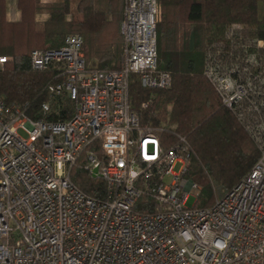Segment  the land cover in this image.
Segmentation results:
<instances>
[{"label": "built area", "instance_id": "1", "mask_svg": "<svg viewBox=\"0 0 264 264\" xmlns=\"http://www.w3.org/2000/svg\"><path fill=\"white\" fill-rule=\"evenodd\" d=\"M156 15V0H125L115 70L86 61L78 33L32 50L31 69L54 76L43 117L0 95V264H264V40L236 37L232 25L231 50L207 49L203 74L259 156L211 205H187L197 185L185 176V137L166 147L129 93L133 76L146 89L171 84L157 69ZM66 102L69 114L51 118ZM79 160L102 196L71 179ZM143 195L150 212L135 209Z\"/></svg>", "mask_w": 264, "mask_h": 264}, {"label": "trees", "instance_id": "2", "mask_svg": "<svg viewBox=\"0 0 264 264\" xmlns=\"http://www.w3.org/2000/svg\"><path fill=\"white\" fill-rule=\"evenodd\" d=\"M124 2L16 0L19 18L9 20L6 0H0V55L10 57L0 68L3 99L19 105L30 117H43L40 107L49 98L47 86L54 76L51 70L31 69L29 56L34 49L60 47L68 33L82 36L86 61L95 58L93 64L102 70L118 69ZM156 6L157 69L170 73L171 84L146 89L133 76L132 108L141 125L152 128L166 147L185 137L189 150L185 176L200 186L195 206L206 207L218 198L212 184L231 188L251 169L259 150L204 76L205 55L212 44L231 50L228 29L232 25L236 37L264 40V0H156ZM43 11L49 18L39 22L35 15ZM68 114L66 102L51 118ZM71 179L87 194L104 193L102 180L84 171L81 160L73 167ZM135 209L152 211V200L143 195Z\"/></svg>", "mask_w": 264, "mask_h": 264}, {"label": "crops", "instance_id": "3", "mask_svg": "<svg viewBox=\"0 0 264 264\" xmlns=\"http://www.w3.org/2000/svg\"><path fill=\"white\" fill-rule=\"evenodd\" d=\"M57 0H40L41 3H47ZM263 7V6H262ZM19 9L16 0H6V15L9 20H17L19 18ZM49 18L46 12H39L35 15V19L39 22L46 21Z\"/></svg>", "mask_w": 264, "mask_h": 264}, {"label": "rangeland", "instance_id": "4", "mask_svg": "<svg viewBox=\"0 0 264 264\" xmlns=\"http://www.w3.org/2000/svg\"><path fill=\"white\" fill-rule=\"evenodd\" d=\"M88 62H90L92 64L93 63L96 64L97 60L95 58H91V59H88ZM19 133H20V135L25 136L24 132L20 131ZM179 168H180V166H179V164H177L175 166L174 170L178 171ZM170 179H171L170 175H167L165 177L166 182L170 181ZM211 189H212V192L214 193L215 198L220 197L225 192V188H223V187L218 188L216 184H212ZM199 191H200V186L197 185V189L194 190V192L197 193V196L199 195ZM195 201H196V197L194 195H191V196H189V198L187 200V205H192L193 203H195Z\"/></svg>", "mask_w": 264, "mask_h": 264}, {"label": "water", "instance_id": "5", "mask_svg": "<svg viewBox=\"0 0 264 264\" xmlns=\"http://www.w3.org/2000/svg\"><path fill=\"white\" fill-rule=\"evenodd\" d=\"M96 169H94V171H95Z\"/></svg>", "mask_w": 264, "mask_h": 264}]
</instances>
